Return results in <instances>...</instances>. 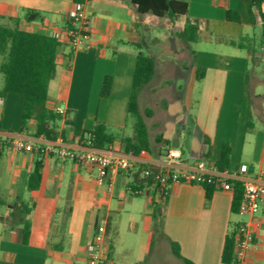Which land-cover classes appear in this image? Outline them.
I'll use <instances>...</instances> for the list:
<instances>
[{"label": "crops", "instance_id": "obj_1", "mask_svg": "<svg viewBox=\"0 0 264 264\" xmlns=\"http://www.w3.org/2000/svg\"><path fill=\"white\" fill-rule=\"evenodd\" d=\"M180 1L187 3L181 29L185 22L196 23L198 29L194 41L184 44L190 61L181 70L186 74L180 76L183 83L172 84L179 94L163 100L161 116L151 115L157 119L152 122L151 151L142 155L125 153L121 140L134 135V121L125 131L132 75L136 56L150 37L148 20L154 16L137 13L128 0H84L89 35L82 47L74 49L66 40V29L75 0H0V14L17 18L18 28L52 35L65 44L48 86L47 108L55 113L57 107L65 109L51 123L53 138L36 136L33 119L20 130L22 95L7 93L0 99L3 136L33 147L15 150L7 141L0 145V264H86L87 246L99 232L108 246L105 264H150L155 204L163 218L159 248L166 244L171 249L172 241L181 255L171 251L176 261L168 259L165 264H186L184 259L192 264H226L221 260L224 241L239 223L249 224L254 232L245 264H264V203L257 213H238L232 207L235 189H212L206 200L203 185L183 182L169 184L167 194L159 196L143 174L144 168L190 170L200 159L217 165L226 142L229 156L224 169L245 166L239 180L264 182V91L261 86L248 91L249 63L256 54L252 42L262 34L264 1L260 9L252 8L253 23L242 0ZM228 10L238 11L242 21L228 20ZM169 35L164 31L151 36L163 40ZM169 40L167 53L183 52ZM192 67L203 68V77L196 79ZM107 74L112 76L111 89L102 96ZM2 84L3 77L0 88ZM243 100L246 110L241 118L238 107ZM97 122L108 132L110 127L116 130L114 141L103 150L133 160L130 168L113 175L110 190L97 183L93 166L55 152L60 147L99 149L82 140L84 131ZM170 150L179 155L170 157ZM37 164L39 185L29 189L28 176ZM24 220L29 227L26 237ZM161 262L157 253L154 264Z\"/></svg>", "mask_w": 264, "mask_h": 264}, {"label": "trees", "instance_id": "obj_2", "mask_svg": "<svg viewBox=\"0 0 264 264\" xmlns=\"http://www.w3.org/2000/svg\"><path fill=\"white\" fill-rule=\"evenodd\" d=\"M84 0H75L77 3H83ZM137 13H150L155 17L164 18L166 16L172 19H179L187 13V3L180 0H128ZM264 0H242L246 12L250 16L251 23L254 22L252 8L260 9V4ZM262 20V34L259 39L264 44V11L260 12ZM226 18L230 21L241 22L242 16L238 11H226ZM0 73L3 77V84L0 88V99L7 93H18L23 96V106L21 112L20 130H24L28 120L35 121L34 134L36 136H44L47 138L54 137V131L51 123L58 117L55 113L47 108V95L49 81L53 77L56 69V57L64 52L65 44L56 37L36 31H27L18 28V19L5 17L0 14ZM198 25L194 22H185L178 35L186 42L194 41ZM232 43H235L231 40ZM254 42V41H253ZM70 56V52L67 54ZM195 73V78L200 79L204 75L203 68H190ZM155 75V59L153 56L138 53L136 56L134 71L131 82V92L129 96L127 113L132 117L134 123V135L132 137H124L121 140L125 153L136 154L140 150L145 149L151 151V139L149 128L139 111L137 106L138 92L147 86ZM112 84V76L105 75L101 95L108 96ZM241 112V118L245 115L246 101L238 107ZM146 116H151L153 110L149 107L145 108ZM82 140L87 142L90 147L106 149L114 141V136L108 132L104 123L97 122L92 130L84 131ZM229 148L227 143H223L220 159L217 167L224 169L228 162ZM40 165L37 164L34 170L29 174L27 185L29 189H36L39 185ZM206 190V200L210 198V192L213 186L203 185ZM235 196L233 199V210L238 209V205L242 196L241 186H235ZM153 227H152V243L153 240H159L164 237L163 218L159 204H155L153 210ZM24 236L28 233V221L24 220ZM151 243V245H152ZM171 251L179 258L178 245L170 241ZM234 251V234L227 236L224 241L221 260L226 264H233ZM186 264H192L184 259Z\"/></svg>", "mask_w": 264, "mask_h": 264}, {"label": "built area", "instance_id": "obj_3", "mask_svg": "<svg viewBox=\"0 0 264 264\" xmlns=\"http://www.w3.org/2000/svg\"><path fill=\"white\" fill-rule=\"evenodd\" d=\"M70 26L66 29V40L77 49L85 44L89 35V17L84 10L82 3L75 2L74 8L68 13ZM58 114H65V109L56 108ZM7 141L15 150H32L31 144L24 143L21 139L13 137L6 139L2 134L0 125V145ZM49 150H52L51 148ZM59 157L69 159L80 164L90 165L96 169V181L100 185H106L110 190L112 187V177L120 169H128L132 166L133 160L127 155L111 150L85 149L72 150L65 147L55 149ZM142 149L138 154H146ZM168 155L176 157L179 151L170 150ZM246 172V167L239 170L220 169L215 164H211L204 159L198 160L190 170H175L166 167L160 171H153L149 168L143 169V174L159 196L167 194L169 184L183 182L197 185H211L216 190L233 191L236 183H240L242 196L238 205V213H257L262 203H264V182L239 180L240 174ZM104 233H97L93 241L87 246L86 264H105L108 256V246L105 244ZM254 242L253 229L247 223H239L234 231V251L233 264H245L246 253Z\"/></svg>", "mask_w": 264, "mask_h": 264}, {"label": "rangeland", "instance_id": "obj_4", "mask_svg": "<svg viewBox=\"0 0 264 264\" xmlns=\"http://www.w3.org/2000/svg\"><path fill=\"white\" fill-rule=\"evenodd\" d=\"M150 14V13H149ZM152 15V14H150ZM153 16V15H152ZM154 20H148L150 27V37L147 43L142 44L141 49L143 53L151 55L155 59V75L151 82L139 90L137 97V106L139 111L143 114V117L149 127V132L153 136L152 122L157 120L154 116H146L144 113L145 108L149 107L155 112L156 116H161V108L163 106V100L172 99L179 92L175 91L172 84L183 83V78L180 76H185L183 70L184 66L190 61V56L185 55L184 44L186 43L176 32L181 29V18L172 19L168 16L164 18L153 17ZM4 22L5 20H0ZM161 31H170L169 37L176 44H174L175 50H182L180 54L167 53V46L170 44L169 37L163 40L152 39V34L157 36L161 35ZM181 31V30H180ZM259 31V30H258ZM259 33V32H258ZM259 35V34H258ZM181 38V39H180ZM252 47L256 51L253 56V60H250L248 78L249 86L248 91L252 93L254 87L261 86L264 91V44H261L259 40H254L252 42ZM176 62L177 65H174ZM180 68V69H179ZM258 81V82H257ZM2 82V74L0 73V85ZM175 103L173 102L172 108L174 109ZM178 111L180 114L183 113V106L178 104ZM252 121H255L252 119ZM133 119L131 116L128 117V121L125 127V131L129 132L131 130V124ZM109 131L116 135L115 127H110ZM115 219V214L113 215ZM114 223V222H113ZM159 240H153L149 258L151 260L150 264H154V259L157 258V253L159 254L162 264H165L168 259L175 260L172 257V252L166 244L164 247L159 248ZM160 251V253H159ZM166 260V261H165ZM176 261V260H175ZM165 262V263H164Z\"/></svg>", "mask_w": 264, "mask_h": 264}]
</instances>
